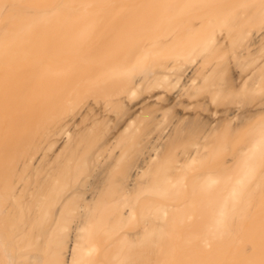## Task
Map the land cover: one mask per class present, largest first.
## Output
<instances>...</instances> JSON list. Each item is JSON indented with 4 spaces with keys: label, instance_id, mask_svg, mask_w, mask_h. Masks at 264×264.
<instances>
[{
    "label": "bare ground",
    "instance_id": "obj_1",
    "mask_svg": "<svg viewBox=\"0 0 264 264\" xmlns=\"http://www.w3.org/2000/svg\"><path fill=\"white\" fill-rule=\"evenodd\" d=\"M228 54L251 69L225 92ZM16 258L264 264V0H0V264Z\"/></svg>",
    "mask_w": 264,
    "mask_h": 264
},
{
    "label": "rangeland",
    "instance_id": "obj_2",
    "mask_svg": "<svg viewBox=\"0 0 264 264\" xmlns=\"http://www.w3.org/2000/svg\"><path fill=\"white\" fill-rule=\"evenodd\" d=\"M227 49H228V48H227ZM228 50H229V49H228ZM228 50H225V51H228ZM225 51H224V52H225ZM222 52H223V51H222ZM229 55H230V56H229ZM229 57H231V54H228V55H227V60H226V61H229V62H228V65H229L230 67L227 65V66H228V67H227V70H225V71L222 70V72H220V73H218V72H219V69H220L221 67L217 70L216 75H215V76H217L216 79H215L216 82L218 81L217 79H218L219 77H220V78H221V77L223 78L226 74L229 75V73H231V74H236L237 77L240 78L239 80H242V78H243V77L241 78V76H239V75H244L245 77H246V75H248L247 73H246V74H245V73L243 74V71L245 70L244 67H243L244 70H242V72H241V69H240V68L238 69V67L235 68V69L233 68V72H231V71H232V70H231V69H232L231 66H234V65H235V61H233V60H234V57H231L232 60H231ZM228 58H229L230 60H229ZM226 61H222V62H221L222 64L220 63V65L226 64V63H227ZM230 62H231L232 64H231ZM233 62H234V64H233ZM236 64H237V63H236ZM236 66H238V65H236ZM236 66H235V67H236ZM222 67H224V66H222ZM225 67H226V66H225ZM240 67L242 68V65H241ZM249 67H250V68H246V67H245L246 70L248 69L247 71H249V69H251V65H249ZM221 69H222V68H221ZM221 69H220V70H221ZM225 69H226V68H225ZM228 70H230V71H228ZM234 70H238V71L240 70L239 72H241V74H240L239 72H237V71H234ZM246 70H245V71H246ZM226 71H227V72H226ZM223 72L226 73V74L224 75ZM236 72H237V73H236ZM222 73H223L224 76H222ZM217 74H219V75H217ZM231 74H230V75H231ZM238 74H239V75H238ZM220 75H221V76H220ZM227 75H226V76H227ZM230 75H229V76H230ZM236 75H235V76H236ZM215 76H214V78H215ZM220 78H219V83L221 84V82H222V83L224 82L220 87H223V89H224V87H225V89L227 90L229 87H228L227 84L225 83V82H226V80H225L226 77H224V81H223V79H222V81H221ZM220 81H221V82H220ZM243 81H244V80H243ZM217 84H218V83H217ZM224 84H226V86H227L228 88H227L226 86H224ZM217 86L219 87V84L216 85V87H217ZM218 87H217V88H218ZM220 87H219V88H220ZM241 87H242V86H241ZM219 88H218V89H219ZM220 89H221V88H220ZM225 89H224V91H225ZM239 89H240V87H239ZM221 91H222V90H221ZM227 91H228V90H227ZM225 92H226V91H225ZM225 92L219 94V96L222 95V94H226ZM227 93H229V92H227ZM226 95H227V97H226V96L223 97L224 99L218 97L220 101L217 100V101H215V102H217V104L220 105L221 103H225V102H222L223 100H226V101H227V99L232 98V96H233V95L235 96L236 94H235V92H233V95H231V94H226ZM223 96H224V95H223ZM237 96H238V95H237ZM220 97H222V96H220ZM245 97H246V96H245ZM245 97H244L242 100H243V102L246 101V102H247V105H248V104L251 105L253 102H257V101H258V99L251 98V97H249V96L246 97V100H245ZM198 98H199V97H198ZM198 98H197V99H198ZM234 98L236 99V97H233V98H232L234 101H233V100H228V101L232 104V107L235 106V105H236V107H237V106L239 105V104H237L238 101H240V102L242 103V100H236V102H235V99H234ZM248 98H249V99H248ZM250 98L253 99L254 101H252ZM221 99H222V100H221ZM247 99H248V100H247ZM250 100H251V102H250ZM256 100H257V101H256ZM248 101H249L250 103H249ZM215 102H214L213 104H215L216 106L213 105V107H211V109L214 110V109H215L214 107H216V110H217V109H220V108L217 107V104H216ZM220 102H221V103H220ZM232 102H233V103H232ZM234 102H235V104H234ZM240 102H239V103H240ZM246 102H244L243 104H246ZM226 103H227V102H226ZM226 103H225V104H226ZM230 103H227L226 105L231 106ZM243 104H241V105H243ZM195 105H196V104H195ZM241 105L238 106V107H240V110H242V108H243ZM249 105H248V106H249ZM243 106H246V105H243ZM194 107H195V108H194ZM194 107H193V108H190V112H187V111H189V110H187L186 112L189 113V114H190V113H195V111H196V112H199V111H197V110H198V109L200 110L201 107H200V106H199L200 108H197L196 106H194ZM219 107H220V106H219ZM224 107H225V106H224ZM213 108H214V109H213ZM221 108H223V105H222ZM192 109H195V110L191 111ZM196 109H197V110H196ZM172 110H173V109H172ZM177 110H180V108L177 109ZM201 110L203 111V109H201ZM201 110H200V111H201ZM222 110H223V109H222ZM222 110L220 109V110H219V113H220V111H221V113H222ZM221 113H220V114H221ZM217 114H218V113H217ZM220 114L217 115V116H220V117L222 118V120H223V118L226 117V116H225L226 113H225L224 115L221 114V115L224 116V117H222ZM229 115H231V114H229ZM215 116H216V114H215ZM231 116H232V115H231ZM231 116H230V117H231ZM215 118L218 120V117H215ZM231 118H233V117H231ZM234 118H235V117H234ZM234 118H233V119H234ZM220 120H221V119H220ZM231 120H232V119H231ZM234 120H235V121H234ZM234 120L230 121V122H232V123H230V122H229V123L232 124V125H233V124H236V123H237V118L234 119ZM234 122H236V123H234ZM188 142H189V141H186V142H184L183 144H180V145H179L181 151H182V148H183L184 146H185L184 149L187 147L185 144L188 143ZM187 145H188V149H189V148H190V147H189V144H187ZM186 149H187V148H186ZM188 149H187V150H188ZM189 150H190V149H189ZM184 151H185V150H184ZM227 154H228V158H231V159L233 158V157H232L233 155L230 154V151L227 152L226 154H224V156H226ZM224 156H222V157L224 158ZM226 158H227V157H226ZM226 158H225V159H226ZM46 259H48V258H46ZM19 260H21V259H20V258H16V263H17V261H19ZM42 260H43V259H42ZM51 260L53 261V263H52ZM51 260H48V262H47L46 260H44V261L46 262L45 264H48V263H50V264H51V263L54 264V260H53V258H51ZM14 262H15V261H14ZM14 262H12V264H16V263H14ZM22 262H23V261H22ZM22 262H21V263L19 262V263H17V264H22ZM41 263H43V261H42ZM23 264H24V262H23ZM55 264H56V263H55Z\"/></svg>",
    "mask_w": 264,
    "mask_h": 264
}]
</instances>
